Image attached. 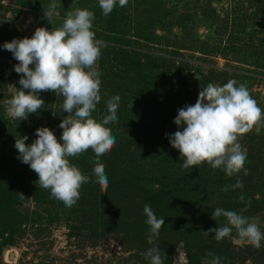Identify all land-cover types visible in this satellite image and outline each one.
<instances>
[{
    "label": "rangeland",
    "instance_id": "rangeland-1",
    "mask_svg": "<svg viewBox=\"0 0 264 264\" xmlns=\"http://www.w3.org/2000/svg\"><path fill=\"white\" fill-rule=\"evenodd\" d=\"M52 2L53 0H0V45L10 42L13 38H30L38 27L55 30L61 26L67 13L78 7L92 12L95 9L97 17L101 13L98 0H56L59 4L58 15L48 22L42 10ZM186 2L183 4L181 0H128L125 7L124 14L127 19L122 27V42L119 44L131 51L135 59L139 58L142 66L143 63L145 66L156 63L158 69L153 67L152 81H148L151 82L153 91L156 90L160 94L156 97L157 101H154L155 98L150 94L143 95L146 96L143 98L150 110H147L148 115L147 111L142 110L144 100L139 106L136 102L127 105L128 109L126 106L122 108L121 104L122 111L117 114L119 122L107 125L116 138L115 146L123 149V154L119 153L122 156L116 155L117 158H113L111 166L114 168H111L112 175L108 178L109 183H114L113 193L107 198L111 223H117L124 213L133 212V209H128L132 205L131 197L133 193L143 197L141 185L146 184L147 180L149 182V179L155 177L169 185L175 183V189L181 188L187 181H184L183 176L189 169L196 168L181 167L180 154L170 146L165 135L178 130L173 123L176 115L165 117L161 105L169 109V112L177 107L193 105L200 88L206 87L208 83L223 86L229 80H235L237 85H246L258 106L264 110V0ZM100 20L102 19L98 17L93 21L92 31L95 32L96 39L112 45L111 38H106L110 35L104 34L101 23L103 20ZM108 57L106 52L101 51L98 61L101 101L92 113L97 121H100L103 114L102 108H99L100 104L104 105L109 96L118 95L122 88V84L118 85L117 82H113L112 86L108 83ZM149 57L150 61L147 59ZM100 62H103V65ZM17 63L9 51L0 47V112L3 117V125L0 123V128L3 127L0 132V149L5 151L9 150L15 139L20 136L27 135L28 140L25 143L30 144L36 138L35 129L38 127H48L54 134L62 132L58 125L61 119L68 115L60 108L63 97L52 92L39 94V98L45 102L43 109L38 113L29 114L27 120H14L6 115L2 101L11 98L20 88V74L13 68ZM164 63H168L169 67H162ZM114 87L119 90L112 91ZM149 96L150 101L147 99ZM133 106H138V112L134 113ZM149 112L153 113L151 118L154 119V113L157 117L150 130L149 124H144L147 127L142 126L145 117L150 118ZM239 142L247 153L244 167L248 169V175L245 176L243 171L239 173L243 187L232 189L231 185L236 183L237 177H226L222 174L221 189L229 186V190L223 191L216 203L213 193L221 190L217 189V185H209L210 191L213 192L208 191L212 197L209 201L202 196L190 199L177 196V201L168 211L171 218L180 221L185 213H188L191 215L190 220L198 224V220L204 215L207 220L204 227L215 228L226 223L224 217L215 221L211 219L213 210L220 207L238 213L243 211V215L256 218L261 231L264 232V122L244 134ZM127 150L136 155L129 159ZM71 159L76 165L79 163L78 159ZM202 166L205 173L212 171L207 164ZM215 173L216 170L213 175ZM126 175H141L139 186L125 183ZM36 191L34 184H31L28 200L17 206V210L28 217V221L21 225L22 232L14 236L13 244L1 246L2 264H149L144 257V251L137 250L138 242L127 236L123 230L108 228L97 234L89 231L84 225L90 224L88 207L80 208L75 204L71 208H64L61 202L56 200L54 203L48 202L51 213L42 218L47 208L42 202L38 205L34 200ZM241 195L244 197L242 201L238 199ZM202 201L208 203L207 209L200 207ZM33 218L36 222H32ZM68 222L72 223L73 227H69ZM176 239L178 240L172 249V263L185 264V246L196 248L200 246L201 240L191 236L188 244L186 240ZM236 239L235 231L231 237L223 239L226 250L232 257L230 264H264V240L257 249L248 244H238ZM172 240L170 237L167 244ZM10 253L13 254L12 257ZM181 253L184 254V259L179 256ZM208 260L210 259H198L194 264H204Z\"/></svg>",
    "mask_w": 264,
    "mask_h": 264
},
{
    "label": "clouds",
    "instance_id": "clouds-1",
    "mask_svg": "<svg viewBox=\"0 0 264 264\" xmlns=\"http://www.w3.org/2000/svg\"><path fill=\"white\" fill-rule=\"evenodd\" d=\"M98 4L102 15L107 17L115 8L126 7L128 0H98ZM58 7L59 4L53 0L42 10L48 22L58 15ZM94 19L92 11L78 7L69 11L55 30L38 27L30 38H13L0 45L18 62L13 68L20 74V88L11 98L2 101L9 118L27 120L29 114L43 109L45 102L39 98L41 92L63 97L60 108L68 115L58 125L62 129L59 138L62 142H58L48 127H38L35 129L36 138L30 144L25 143L28 137L24 135L15 139L14 147L18 152L17 159L36 173V183L40 188L48 190L49 198L62 202L68 208L79 200L82 185L90 182V177L82 174L70 158L91 150L94 154L93 182L102 191L107 190L109 181L101 158L116 143L107 125L119 122V95L106 101V113L100 121L92 116L101 101L98 61L101 50L107 47L104 41L96 39L92 31ZM262 122L264 110L258 106L246 85H237V81L229 80L223 86L208 83L200 88L193 105L177 110L173 123L178 130L165 135L170 146L178 150L182 168H198L207 164L213 174L220 170L226 177L236 176V183L231 188L237 189L243 187L239 173L243 171L245 176L248 175V169L244 167L247 153L239 141ZM228 190L229 186L221 189L224 192ZM20 195L24 198L23 194ZM238 199L242 201L244 197L241 195ZM143 213L148 226L147 243L154 245L144 257L149 264H163L167 254L156 245V239L165 219L158 218L148 204L144 205ZM220 217H224L226 223L203 231L206 237L212 233L213 238L220 242L235 231L236 243L257 249L261 247L264 232L256 218L243 215V211L238 213L216 207L211 219L215 221ZM208 255L211 259L204 264H221V257ZM179 256L185 258L182 253Z\"/></svg>",
    "mask_w": 264,
    "mask_h": 264
},
{
    "label": "trees",
    "instance_id": "trees-1",
    "mask_svg": "<svg viewBox=\"0 0 264 264\" xmlns=\"http://www.w3.org/2000/svg\"><path fill=\"white\" fill-rule=\"evenodd\" d=\"M186 1L187 0H181L183 4L187 3ZM124 11L125 7H118L115 8L107 17L103 16L102 13H100L101 15H98V17L103 20L100 21H102L101 23H103L104 34L110 35L108 37H105L111 38L110 43H112V45H108L105 42L107 47H104L101 50L106 52L109 56L106 62L107 65L109 64V67L107 66L109 79L108 83L110 84V86L113 85V82H117L118 85L122 84V88H120V90L116 87L112 89V91L116 92L119 90L118 95L121 98L117 112L118 115L119 112L122 111L121 104L123 105L122 108H125V106L127 107V105L135 102V104L139 106L140 102H142L146 97L143 95L150 94L152 98H155L154 101H157L156 97L160 94L156 90L153 91L154 89L151 88V82L148 81L149 79H151L152 81L153 67L155 66L156 70L158 69L156 63L154 62L147 66H145V63H143L144 66H142V62L139 58L135 59L134 55L131 54V51H128L127 49L123 48L124 46L119 44V42H122V36L120 37V35L123 34L122 27L124 25L125 19H127ZM93 13L95 15L94 20H96V18L98 17L96 15L95 9ZM147 59L149 60L150 57ZM100 64L103 65V62H100ZM162 65H164L162 67H169L168 63H164ZM153 93H155L156 95H153ZM111 97L109 96L108 100ZM147 99H149L150 101V96L147 97ZM143 103L145 105L142 106V110L145 112L149 110V108L145 100L143 101ZM170 105L173 106V104ZM138 106H133V109H135L134 113L138 112V110H136ZM167 107H169V105ZM99 108H102L103 110V117V115L106 113V103L104 105L103 103L100 104ZM161 109L164 111L165 117H173L177 114V110L180 108L177 107L176 109L169 112V109H165V107H162L161 105ZM152 114L153 113L149 112L150 118L146 116L145 120H143L142 123L143 127L146 126L144 124H149V130L153 126V121L155 122L157 120L155 113V120L151 118ZM2 119V112H0V123ZM101 119L102 118H100V120ZM2 131L3 127L0 128V132ZM55 135L58 142H62L59 141L61 132ZM121 151H123V149H120V147L116 145L107 155L101 158V163H103L105 166V173L108 178L112 175L111 168H114L113 166H111L113 158H115L116 155L122 156L123 153ZM128 152L129 159H131L132 155H136L134 152ZM92 155L94 154L91 150H89L87 153L76 157V159L79 160V163L77 165L70 158V162L75 164L81 170L82 174L90 177V182L82 185L80 189V198L76 203L80 206V208H89V217L91 216L89 219L91 222L88 221L90 224H84L85 226H87L86 228H88L89 231H91L93 234H97L98 232L106 231L108 228L119 229L120 231L123 230L127 236H129L131 239L133 238L134 241L138 242V245H136L137 250L144 251L145 253L149 248H151V246H154L149 245L146 238L148 226L145 224L146 216L143 213V207L145 204H148L158 218L163 217L165 219V224L160 229L159 236L156 239V245H158L161 250L166 252L167 254V257L164 259L163 264H173L172 249L175 242L178 240L176 238L186 240V243L189 244V238H191V236L201 240V243L200 246L196 248L188 247L187 245L185 246L187 255V262L185 264H194L195 260L198 259L200 261L211 259V257L208 255L209 253L221 257L222 262H225V264H230L232 262V257L229 256L223 240L217 242L213 238L212 233H209V236L207 237L204 235L203 231L207 230V228L204 227V225L207 223V220L204 219L203 214L201 219L198 220V224H196V222L190 220L191 215L188 213H185L184 217L180 221L174 219V217L171 218L168 213L170 206L174 205L173 203L177 201V196H186L188 199H190V197L193 198L196 196H202L203 199L209 201L210 198H212L210 197L211 195L208 192L210 191L209 185H217V189L221 190V183L223 182L221 180V176L222 174H224L222 171L216 170L217 173L213 175V170L205 173L203 169L204 166L189 169L186 175L183 176L184 181L185 179H187L186 184L181 185V188L176 189L174 188L176 187L175 183L169 185L164 180L161 181L160 179L158 180V178L155 177L151 180L149 179V182L147 180V182L145 181L146 184L141 185L143 197L140 198L138 193H133V197H131L132 205L128 209H133V212L131 214L124 213L122 218H118L117 223H111V218L108 215L109 212L107 206V198L108 195H111L113 193L112 186H114V183H108L107 190L102 191L100 186L93 182L94 175L92 169L94 167V162ZM17 156L18 152L15 149L14 145L6 151L0 149V249L1 246L13 244L15 238L14 236L17 233L21 234L22 232L21 225L28 221V217L17 210V206L28 200V189L31 184H34V188L37 190L34 194V200L37 202V204H40L42 202V205L46 206L45 208H47L45 210L46 213H44L43 216L41 215L42 218L48 217V214L51 213V208L48 202L54 203L56 201L55 199L49 198L48 190L40 188L39 184L36 183L38 179L36 173L32 171L28 165L23 164L19 159H17ZM141 177V175H126L124 180L125 183L129 182L133 185H138V183L141 182ZM178 178H180V176H178ZM181 183L183 182L181 181ZM210 192L213 193L212 191ZM20 194H23L24 198H22ZM220 195H223V191L213 193V199L215 200V203ZM230 199H232V197ZM61 204L62 207L65 208L62 202ZM207 204V202L202 201L200 207L207 209ZM57 206L59 207V205ZM37 211L39 210L37 209ZM200 211L203 212L202 210ZM34 213H36V211ZM38 216V219H40V215ZM32 220V222H36L34 218ZM74 222L76 223V220ZM78 222L81 223L82 221ZM208 222H210V220H208ZM67 224L69 227H73L72 223L68 222ZM170 237L173 238V240L167 244V240L170 239ZM0 264L2 263L0 262Z\"/></svg>",
    "mask_w": 264,
    "mask_h": 264
},
{
    "label": "water",
    "instance_id": "water-1",
    "mask_svg": "<svg viewBox=\"0 0 264 264\" xmlns=\"http://www.w3.org/2000/svg\"><path fill=\"white\" fill-rule=\"evenodd\" d=\"M13 256V254L12 253H10V257H12Z\"/></svg>",
    "mask_w": 264,
    "mask_h": 264
}]
</instances>
